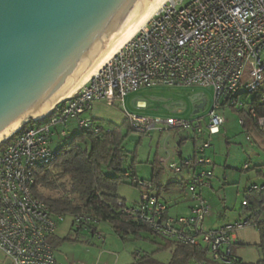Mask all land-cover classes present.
Listing matches in <instances>:
<instances>
[{
	"label": "built area",
	"instance_id": "1",
	"mask_svg": "<svg viewBox=\"0 0 264 264\" xmlns=\"http://www.w3.org/2000/svg\"><path fill=\"white\" fill-rule=\"evenodd\" d=\"M180 3L169 0L62 105L0 144V251L12 264H60L50 238L63 216H53L32 193L35 172L49 167L55 159L53 139L66 137V131L57 127L74 119L79 129L96 133L99 129L92 120L84 118L96 102L123 106L128 94L157 84L209 88L214 93L205 127L200 119L188 123L126 115L135 132L147 133L163 126L185 132L195 144L192 158L178 163L159 158L164 171L190 176L186 182L189 213L167 215L164 202L151 193L152 183L127 174L130 183L140 188L141 196L123 213L138 216L163 239L202 247L219 262L231 261L234 230L242 226L203 231L211 212L203 192L211 188L214 176L213 161L205 152L211 146L210 138L218 135L225 123L218 114L220 109L242 115L240 110L245 108L264 132V116H258L251 105L255 100L264 110V0H192L178 7Z\"/></svg>",
	"mask_w": 264,
	"mask_h": 264
},
{
	"label": "rangeland",
	"instance_id": "2",
	"mask_svg": "<svg viewBox=\"0 0 264 264\" xmlns=\"http://www.w3.org/2000/svg\"><path fill=\"white\" fill-rule=\"evenodd\" d=\"M191 1L181 0L178 7H184ZM201 99L204 100V106L197 113H194L196 108L202 104ZM213 99V90L209 88L157 84L141 87L136 92L127 95L124 99V108L118 104L110 105L104 101H98L93 105L92 111L85 115L84 118H90L94 124L103 128H108L110 125L123 126L127 122L126 113L160 121L174 118L189 123L193 119H200L205 127L206 116L212 108ZM133 100L143 101L145 103L144 107L137 109ZM250 101L251 98L248 99V102ZM218 114L224 117L225 123L221 127L220 133L210 138V151L206 150L208 152L207 155L215 164L216 176L214 178V191L210 195L208 194L209 191H205L209 195L207 201H209L208 203H210L209 205L212 209L210 215L203 223V231L207 232L211 228L216 230L227 225L242 224L241 228L234 230L237 243L233 246V254L244 262H256L261 257L260 252L255 247V244L259 242V234L256 227L252 224L245 225L244 223L247 218L251 217L252 211L243 206V201L251 203L252 197L250 199L246 197L248 196L247 192L252 188H257L255 192L264 188V134L246 114L240 115L239 112L232 111L229 108L218 110ZM241 118H243L245 126L239 124ZM76 128L77 124L74 119H68L64 127L62 125L58 126V131L61 129L66 131V137L58 138L56 136L51 143V149L53 151L59 149ZM127 129H124L127 136L123 149L127 153L128 158L123 163V172L128 171L138 178L149 181L152 173L151 163L155 161L159 153H165L164 156L167 163L169 160H179L175 155L177 142L180 139H186L185 132L166 129L163 126L158 127L156 131L147 133H138L132 130L126 131ZM193 144L190 138L184 141L181 146L182 157H188L192 151ZM133 161L135 162L133 163ZM185 176L188 179L189 176L186 174ZM175 179H178V176L171 175L167 171H164L161 176L163 184ZM182 180L183 182L186 181L185 179ZM40 192L42 195H53L46 190H40ZM151 193L158 194L155 189ZM116 194L128 206L139 202L141 196L140 188L131 185L130 179L127 178L117 186ZM160 199L170 206L169 215L172 216L181 215L174 214L176 205L180 207L181 205L184 207L187 204L190 205V201L187 200L186 190L182 185H174L170 189L160 192ZM251 206L250 204L248 207ZM221 211L222 218L219 217L218 213ZM71 218V216H64L58 223L56 231H54L57 238L62 242L56 249L55 257H64L66 255L70 261L84 263L90 256L86 250L80 248V245L63 241L66 236L71 237L70 239L76 237L74 233L76 227L72 225ZM260 218H264V209ZM79 232L78 238L80 241H82V238H87L93 242V245L89 246V249H95L94 251L92 250L93 253L96 254V250L101 246L100 242H103V238L108 239V242L105 243L107 248L106 244L111 245V248H108V252L113 254L111 251H116L114 250L116 249L114 244H112L114 243L112 239L114 237L107 224L99 223L94 236L84 229L79 230ZM99 235L101 238H97ZM158 240L160 241V239ZM137 246L146 251L153 247L151 243L149 244L145 240H141V243H138ZM127 247L129 248L131 245H127ZM172 250L173 248L169 247L156 251L157 261L160 263L166 262L170 258ZM121 254L123 255L124 253L121 252ZM0 264H12L1 251ZM91 264H93V261Z\"/></svg>",
	"mask_w": 264,
	"mask_h": 264
},
{
	"label": "water",
	"instance_id": "3",
	"mask_svg": "<svg viewBox=\"0 0 264 264\" xmlns=\"http://www.w3.org/2000/svg\"><path fill=\"white\" fill-rule=\"evenodd\" d=\"M157 1L0 0V144L62 105Z\"/></svg>",
	"mask_w": 264,
	"mask_h": 264
},
{
	"label": "trees",
	"instance_id": "4",
	"mask_svg": "<svg viewBox=\"0 0 264 264\" xmlns=\"http://www.w3.org/2000/svg\"><path fill=\"white\" fill-rule=\"evenodd\" d=\"M251 105L258 116H264V110L259 103L254 100L251 101ZM240 112L246 114V109L243 108ZM248 117L257 126L256 122L250 116ZM93 126L99 129L96 133L93 130L78 127L74 129L72 135L56 150L55 159L49 167L35 172V184L32 187L33 195L47 206L53 216L72 217V225L76 227L74 233L77 234L74 240H78L79 230L84 229L96 234L97 225L106 223L122 239L128 235L136 236L140 233L149 234L153 240L161 239L164 244L160 249L173 248L169 264H264V218H260L264 209V188L258 192H255L257 188H252L247 192L246 198L252 197L251 207H248L250 204L247 201H243L245 203L243 206L252 211L251 217L247 218L244 223L256 227L259 242L255 244V247L261 257L256 262H244L237 258L233 254V246L237 243L235 241L231 248V261L219 262L214 260L202 247H193L175 240L163 239L154 234L138 216H127L123 213V209L128 205L117 196L116 188L126 178V174L129 177H136L128 171H122L123 163L128 158L123 149L127 136L124 129L134 130L128 120L123 126L110 125L108 128H103L94 123ZM242 126H245L244 121ZM261 132L264 134L263 131ZM184 141L185 139L180 140V144ZM151 166L152 176L149 181L152 183V190H157L156 196L159 200L160 192L174 185H182L186 190L187 181L181 182L175 179L163 184L161 176L164 170L157 161H153ZM40 190L49 191L53 195H42ZM136 264L158 263L144 257L140 258Z\"/></svg>",
	"mask_w": 264,
	"mask_h": 264
},
{
	"label": "crops",
	"instance_id": "5",
	"mask_svg": "<svg viewBox=\"0 0 264 264\" xmlns=\"http://www.w3.org/2000/svg\"><path fill=\"white\" fill-rule=\"evenodd\" d=\"M129 95V94H128ZM126 97V96H125ZM123 103H124V100H123ZM133 103H134V105H135V107L137 108V109H141V108H138V106H137V104H140V106L143 108L144 107V105H145V103L143 102V101H140V100H133ZM125 104V103H124ZM124 104H123V108H124ZM126 114H128V113H126ZM133 115V114H132ZM126 116V115H125ZM128 120V119H127ZM153 131H156V130H153ZM152 131V132H153ZM186 139L185 140H187V139H189V137H188V135H186V137H185ZM180 140H182V139H180ZM180 140L177 142V148H176V152H175V155L179 158V160H175V161H171V160H169V162L170 163H178L181 159H189V158H192L193 156H194V147H195V145L193 144L192 145V151L190 152V154L188 155V157H182V155H181V149H182V145H183V143L182 144H180ZM191 140V139H190ZM210 151V148L208 149V152ZM208 152H206L205 153V155L207 156V157H209L208 155H207V153ZM165 153L163 154V153H159L157 156H156V158H155V161H157L158 162V164H159V158L160 157H164L165 158ZM210 158V157H209ZM213 161V160H212ZM214 163V162H213ZM160 165V164H159ZM161 166V165H160ZM162 167V166H161ZM162 169H163V167H162ZM164 170V169H163ZM186 174V173H185ZM185 174H181V175H178V179L177 180H181V179H185L186 181H188V179H186V176H185ZM187 176H189L188 174H186ZM213 178H212V182H211V188L210 189H205L204 190V192H203V195H204V197L208 200V196L210 195V193L212 192V191H214V186H215V182H214V178H215V164H214V167H213ZM151 176H152V173H151ZM190 177V176H189ZM188 177V178H189ZM150 179H151V177H150ZM149 179V180H150ZM205 191H209L208 192V194L205 192ZM207 194V195H206ZM161 200V199H160ZM206 200V201H207ZM209 202V201H208ZM210 204V203H209ZM166 205V204H165ZM177 207L175 208V213L174 214H181V215H178V216H187L188 215V213H189V204H187L186 205V207H184L183 205H181V207L180 206H178V205H176ZM166 207H167V215H169L170 214V206H168V205H166ZM211 207V206H210ZM212 209V208H211ZM179 211H180V213H179ZM177 212V213H176ZM219 213V217H223L222 216V211L221 212H218ZM170 216H172V215H170ZM211 221V220H210ZM211 223H212V221H211ZM106 224V223H105ZM108 225V224H107ZM109 226V225H108ZM110 227V226H109ZM211 227H212V225H211ZM210 227V228H211ZM97 228V227H96ZM212 229H214V228H211L210 230H212ZM110 232H111V234L113 235V237L114 238H112L113 239V241H114V243H112V244H114V247L116 248V249H114V250H116V251H111L113 254H111L110 252H108V248H111V245H109V244H106L107 246H108V248L105 246V243H107L108 242V239H106V238H103L102 240H103V242H100V247L98 248V250H96L97 252H96V254L95 253H93L92 252V250L94 251L95 249L94 248H90L89 249V246L93 243V242H91L89 239H84V238H82V241H80L79 240V238H78V240H74V239H72V240H66L65 238H71V237H69V236H66L64 239H63V241L65 242H71V243H73V244H75V245H80L81 247L80 248H82V249H84V250H86V252H87V254L88 255H90L89 256V259L88 260H86V261H84V263H81V262H79V261H70V259H68V257L65 255L64 257H62V256H58V257H55L56 258V260L60 263V264H91L92 263V261H93V264H136V262L140 259V258H144V257H146L147 259H150V260H153V261H156V262H158V263H160L159 261H157V259H156V251H160L161 249V247H162V245L164 244V241H162L161 239H160V241L158 240V239H152L150 236H149V234H147V233H140L139 235H136V236H131V235H128L125 239H122V238H120L118 235H116L114 232H113V230L110 228ZM56 232H54V234H53V236L51 237L52 238V240H51V238H50V242L52 241V246H53V249H54V255L56 256V249L59 247V245H60V243H62V242H60V240L57 238V236H56V234H55ZM75 235L77 236V234L75 233ZM91 235H95V234H93V233H91ZM79 236V235H78ZM234 236H235V241L237 242V239H236V235L234 234ZM92 237V236H91ZM98 238V237H97ZM141 240L143 241V240H145L147 243H151V246H153L152 248H150V249H147V251L146 250H144V249H141L140 247H138L137 246V244L138 243H141ZM111 241V240H110ZM161 242V243H160ZM131 243V244H130ZM163 243V244H162ZM111 244V243H110ZM93 245V244H92ZM91 245V246H92ZM127 245H131V247H127ZM128 250V251H127ZM121 252L122 253H124L123 255L121 254ZM92 253V254H91ZM171 258H172V251H171V256H170V258L166 261V262H162V263H160V264H169V262H170V260H171Z\"/></svg>",
	"mask_w": 264,
	"mask_h": 264
},
{
	"label": "bare ground",
	"instance_id": "6",
	"mask_svg": "<svg viewBox=\"0 0 264 264\" xmlns=\"http://www.w3.org/2000/svg\"><path fill=\"white\" fill-rule=\"evenodd\" d=\"M169 0H159L157 1L154 6L146 13V15H144L138 22L137 24L134 26V28H132L128 34L122 39V41H120L116 47L110 52V54H108L103 61L98 65V67H96L86 78V80H84L75 90L74 92H76L77 90H79L82 86H84L105 64V62L107 61V59L109 57H111L119 48H121L122 46H124L129 40H131L133 37H135V35L147 24V22L157 13L159 12V10L163 7V5H165ZM171 1V0H170ZM74 92H72L71 94H69L67 97L71 96Z\"/></svg>",
	"mask_w": 264,
	"mask_h": 264
}]
</instances>
